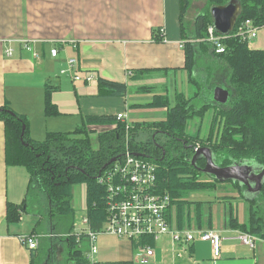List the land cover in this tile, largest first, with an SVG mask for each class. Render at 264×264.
Returning a JSON list of instances; mask_svg holds the SVG:
<instances>
[{
    "label": "crops",
    "instance_id": "crops-1",
    "mask_svg": "<svg viewBox=\"0 0 264 264\" xmlns=\"http://www.w3.org/2000/svg\"><path fill=\"white\" fill-rule=\"evenodd\" d=\"M195 3L192 2L184 17L189 30L204 9L192 12V16ZM183 35L180 0H0V107L8 104L25 115L29 136L35 140H43L48 132L74 131L89 115L126 113L127 122L131 123L130 117L132 125H140L134 136L142 142L139 132L151 130L143 124L165 118L138 120L131 113L166 112L169 107L144 105L156 96L166 97L174 104L178 94L189 98L194 93L184 48L187 40ZM255 39L249 41L250 47L264 50V25ZM23 40L31 43L32 50L24 47ZM55 47L57 56L51 54ZM8 48L13 49L11 56L6 52ZM70 58L78 60L75 71L78 75L91 73L95 80L77 81L69 73L62 74ZM207 60L208 57L203 63ZM99 77L126 83L127 94L98 95ZM47 88L59 114L46 115ZM71 117L78 123L74 130H67L63 125ZM38 123L43 130H36L40 127ZM113 127L90 125L89 129L101 132ZM41 133L45 135L43 139ZM6 145V126L0 120V264H74L72 260L67 263L59 259L60 240L52 238L61 235L52 221L49 233L26 228L30 174L24 166L7 163ZM215 184L213 188L193 192H199L200 197L196 201L199 211L195 220L192 221L191 211L185 206L178 219L176 205L171 218L176 229L212 230L221 235L220 256L214 255L209 241L173 244L166 234L152 241L155 255L149 264H264V240L255 235L257 241L252 246L240 239L241 235L251 233L231 224L233 217L240 223L248 222L250 204L232 181ZM218 189L225 193L217 194ZM74 201L75 196L73 206L81 209L80 199L78 204ZM9 203L22 209L19 222L7 221ZM202 203L206 206L205 215L201 213ZM29 233L43 234L37 250H29L21 241V236ZM83 242L86 248L81 249L86 256L89 246L85 238L81 245ZM98 245L101 263L141 264L137 260V243L133 241L101 235Z\"/></svg>",
    "mask_w": 264,
    "mask_h": 264
},
{
    "label": "trees",
    "instance_id": "trees-1",
    "mask_svg": "<svg viewBox=\"0 0 264 264\" xmlns=\"http://www.w3.org/2000/svg\"><path fill=\"white\" fill-rule=\"evenodd\" d=\"M193 1L197 0H180L181 26L187 40L184 48L194 93L189 98L178 94L174 104L166 97L156 96L151 103L144 105L169 107L166 120L143 124L154 133H167L165 153L156 147L153 138H150L153 145L149 141L147 144L136 140H131L129 144L134 152L144 153L157 163V186L162 192L170 193L172 205L177 207L178 219L188 202L189 193L213 188L216 182H220L213 177V181L202 180L204 173L190 162L194 147L197 146L195 143L205 140L200 137L201 126L195 134L187 130L192 119L199 118L202 121L208 110H215L213 122L218 129L212 126L208 146L220 164L248 160L264 165V50L251 48L248 40L236 34L238 26L246 19L254 20L258 26L264 25V0H239L241 12L234 31L223 38L226 51L221 54L216 53L208 41V26L213 23L210 9L214 5L226 4L229 0H205L206 7L196 17L194 28L189 30L184 17ZM207 57L209 60L203 63ZM220 84L230 91V98L225 104L216 103L210 94ZM98 87L100 96L121 97L128 92L126 83L102 77L98 78ZM45 112L47 116L60 113L52 102L49 88L46 91ZM0 120L6 126L7 163L27 169L30 174L29 194L35 190L45 194L51 221L55 217L57 219V224L52 221L53 228L58 229L57 234L66 236L69 259L74 264H92L79 247L80 243L74 234L76 209L73 206V187L85 183L86 213L91 226L99 229L107 217V189L98 177L112 165L106 164L125 150L126 123L118 120L117 115H89L74 131L48 132L43 140H35L29 136L27 117L8 104L0 107ZM90 125L115 127L93 132L89 129ZM139 128V124L135 125L131 134L134 135ZM93 133L99 137L97 146L92 141ZM214 133L215 142L212 141ZM181 137L182 140L178 139ZM190 143L193 150L187 146ZM201 161H198V165L204 164V160ZM232 183L238 186L250 209L248 222L240 223L233 217L231 224L264 240V184L257 197L248 199L244 194L246 187L238 182ZM21 210L9 203L7 221L19 222ZM52 239L64 240L60 236ZM104 264L135 263L114 261Z\"/></svg>",
    "mask_w": 264,
    "mask_h": 264
},
{
    "label": "built area",
    "instance_id": "built-area-1",
    "mask_svg": "<svg viewBox=\"0 0 264 264\" xmlns=\"http://www.w3.org/2000/svg\"><path fill=\"white\" fill-rule=\"evenodd\" d=\"M259 28L254 20L246 19L238 26L236 34L250 41L258 36ZM228 35L218 34L213 24L208 26V41L218 54L226 51L223 38ZM23 43L26 49L32 50L29 41L23 40ZM6 52L11 56L13 49L8 48ZM57 53L58 48L51 49L53 56H57ZM67 63L68 68L62 70V74L69 73L77 81L91 83L95 80L91 73L81 76L75 72L78 66L76 58L68 59ZM117 119L126 123V147L117 160L98 177L99 182L107 189V217L99 229L91 226L87 214L83 215L79 222L75 221L74 234L77 241L81 244L83 238L87 240L89 247L86 258L89 262L104 264L96 258L99 252L98 239L101 235H114L137 243V260L141 264L151 263L155 255L151 241H156L166 234L171 236L173 244H187L195 240L209 241L214 255L220 256L223 240L221 235L212 230L192 231L174 228L171 218L173 208L171 195L162 192L157 186V163L149 157L136 155L129 147L132 124L126 121L127 114L118 113ZM42 237L43 234L29 233L22 235L21 241L29 250H37ZM240 239L255 246L257 236L244 234Z\"/></svg>",
    "mask_w": 264,
    "mask_h": 264
},
{
    "label": "rangeland",
    "instance_id": "rangeland-1",
    "mask_svg": "<svg viewBox=\"0 0 264 264\" xmlns=\"http://www.w3.org/2000/svg\"><path fill=\"white\" fill-rule=\"evenodd\" d=\"M196 2L197 3L193 4L192 9H191V15L192 16H193V13L196 14V12H199L201 9L205 8L206 4H207L205 0H199V1H196ZM210 94H212V96L214 97V90ZM196 103H198V102H196ZM150 114H152V113H150L148 111L141 112L140 114H139V112L134 111V113H131V116H132V118L138 119V120H140V118H141V119H147V121H150V119H152V118H161V117L165 118L164 120H166L168 111L165 112V111L159 110L154 115H150ZM215 114H216L215 110L214 109L213 110L210 109V110H208V112L205 113L204 119H202V121L199 118H194V119H192L190 121L187 130L189 132H191L192 134H195L196 131L199 129V126H201L200 127V132H199V133H201L200 137L205 139V140H198L197 143H195V144H197L196 147H199V146L204 147V146H208L209 145V141L210 140L208 139V135L210 134L212 126H214L215 129H218L217 125L214 124V122H213ZM129 121L131 123H133L131 121L130 117H129ZM76 123H78L77 120L71 117V118H69V120L66 123H64L63 126H64V128H68L67 130H74V128L77 126V125H75ZM78 125L81 126L82 123H78ZM39 126L40 127H37L36 130L37 131L43 130L44 127L42 126V124H39ZM134 126L135 125H132L133 129H134ZM138 130H136V131H138ZM41 134H42V139H43L45 137V135L43 133H41ZM139 134H140L139 139L145 141V143H147V144H148V141L149 142L151 141L150 138H153V135L156 136V141L158 143L159 142L160 143L163 142V140L167 139V137H168L167 133H166V135L164 134L163 131H161L159 133H157V132L154 133V131L152 129L150 131L149 130H145V129L141 130L139 132ZM91 137H92L93 144L95 146H97L98 143H99V137L97 136V133H93L91 135ZM131 137H130L131 140L138 141L134 135L131 134ZM137 138H138V136H137ZM178 139L182 140V137L178 138ZM215 139H216V133H214L212 141L215 142L216 141ZM131 140L128 141V142H132ZM153 142L155 144V141H153ZM150 143H151L150 145H153L152 142H150ZM147 146H149V145H147ZM129 147L131 148V146H129ZM148 152L151 153V151H148ZM201 178H202V180L212 181V178L209 177V175H206V174L202 175ZM218 185H219V183H218ZM220 192L221 193H225L223 190L218 189L217 190V194H219ZM198 193L199 192H197L196 194L195 193H189V195L187 196V201L188 202L185 205V209L186 210L189 209L191 211L192 221L196 219L198 211H199V209L197 207V204H196V201L200 200V197L197 196ZM73 194L75 196V201H77V204L79 202V199H80L81 204H82V208L78 209V210L76 209V214H75L76 221L79 222L80 218L83 215H85L86 211H87L86 210L87 209V206H86V204H87V202H86V200H87V191H86L85 183H80V184L74 186L73 187ZM27 202H28V209L25 212V221H24L25 224H26V228L27 229H29V228L31 229V228L35 227L39 232H47V233L52 231V229H53L52 226H51V219L52 218H51V215L49 213V209L47 208L45 194L42 191L35 190L34 193H32L29 196ZM245 205L247 207V204H245ZM206 212H207L206 211V206H205V204L202 203V205H201V213H204V215H205ZM263 212H264V203H263ZM52 221H53V224L54 223L57 224L56 217ZM57 230L58 229H56V231ZM59 235H62V234H59ZM62 237H63L64 240L58 241L60 244L57 247L58 249L60 248L59 250L61 251L59 253V259L63 260V262L66 261L68 263V260H70V259H69V253H68V250H67V244H66L65 238H64L66 236H63V235L60 236V238H62ZM43 240H45V239H43ZM79 247L86 248V246H84V242H83V245L80 244ZM96 258L98 260V254H96ZM69 264H71V263H69ZM135 264H138V263H135Z\"/></svg>",
    "mask_w": 264,
    "mask_h": 264
},
{
    "label": "water",
    "instance_id": "water-1",
    "mask_svg": "<svg viewBox=\"0 0 264 264\" xmlns=\"http://www.w3.org/2000/svg\"><path fill=\"white\" fill-rule=\"evenodd\" d=\"M241 8L239 0H229L226 4L212 6L210 13L215 31L220 35H228L233 32ZM229 98L230 91L227 88L218 86L214 89L213 99L215 102L225 104L228 102ZM23 135L24 131L22 133V138ZM153 139L155 145L161 148V145L155 140V135H153ZM135 154L148 157V155L140 152H135ZM117 158L118 156L113 157L106 166L116 161ZM199 159L206 160L205 167L201 168L203 173L209 174L221 182L233 181L245 186L246 189L244 194L246 198L252 199L260 194L264 184V165H259L248 160L234 161L231 164L222 165L214 151L208 146L194 147V155L191 159L192 164L196 165Z\"/></svg>",
    "mask_w": 264,
    "mask_h": 264
},
{
    "label": "flooded vegetation",
    "instance_id": "flooded-vegetation-1",
    "mask_svg": "<svg viewBox=\"0 0 264 264\" xmlns=\"http://www.w3.org/2000/svg\"><path fill=\"white\" fill-rule=\"evenodd\" d=\"M221 85V84H220ZM219 85H217V87H218ZM221 86H223V85H221ZM216 88V87H215ZM214 90V89H213ZM216 103H218V102H216ZM165 134V133H164ZM166 140V139H165ZM165 140H163V142H159L160 143V145H161V148H159V149H161L162 151H163V153H165V149H164V143H165ZM168 140V139H167ZM184 144H187V143H184ZM186 146V145H185ZM190 149H192L193 150V145L192 144H189V145H187ZM201 147V146H200ZM193 155H194V153H193ZM193 155H192V157H193ZM192 159V158H191ZM201 160H204V164L202 165V164H199L198 165V161L200 162V163H202V161ZM197 161V163H196V169H198V171H201V168H203V167H205V165H206V160L205 159H199ZM191 163H192V161H190ZM201 173H203L202 171H201ZM204 174H206V173H204ZM206 175H209V174H206ZM209 177H212L211 175H209Z\"/></svg>",
    "mask_w": 264,
    "mask_h": 264
}]
</instances>
